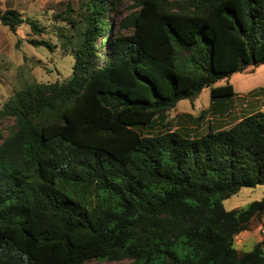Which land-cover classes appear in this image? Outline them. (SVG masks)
Masks as SVG:
<instances>
[{
    "label": "trees",
    "instance_id": "1",
    "mask_svg": "<svg viewBox=\"0 0 264 264\" xmlns=\"http://www.w3.org/2000/svg\"><path fill=\"white\" fill-rule=\"evenodd\" d=\"M123 1L86 0L65 40L70 78L29 84L0 109L14 120L6 137L0 127V264H264V241L235 246L264 197L223 204L264 185V111L196 137L140 130L205 88L202 118L227 109L234 86L215 84L264 63V0H131L121 25L133 33L108 44ZM0 21L44 32L15 9L0 7Z\"/></svg>",
    "mask_w": 264,
    "mask_h": 264
},
{
    "label": "rangeland",
    "instance_id": "2",
    "mask_svg": "<svg viewBox=\"0 0 264 264\" xmlns=\"http://www.w3.org/2000/svg\"><path fill=\"white\" fill-rule=\"evenodd\" d=\"M0 3L2 11L15 9L24 18L37 20L44 29L41 35H37L32 32L29 24L23 23L16 31H12L0 21L1 109L17 91L29 84H50L70 78L75 59L70 44L65 43V40L72 33L79 32L80 28L83 29L86 0H0ZM132 5L131 0H124L113 8L111 37L105 39L108 44L113 36L133 33L131 28L125 29L121 25L123 19L133 11ZM70 21H78L77 26L74 27ZM32 39L50 41L54 47L52 50L45 46L36 47L29 43ZM100 41L97 44L98 53L105 58L106 50L105 47L99 48ZM227 83L234 86L236 96L228 102L227 109H222L217 115L208 113L203 118L200 116L210 105V89L205 88L193 100H181L168 112L164 124L158 122L151 128L144 127L140 130L150 135L169 130L180 131L196 137L205 134L209 129H228L250 114L264 111V63L235 72L215 85ZM13 123V119L0 122L5 137L12 130ZM263 197L264 185L243 187L237 194L224 200L223 204L227 210H239ZM261 241H264V216L261 220H254L247 230L236 237L235 246L238 252L244 253ZM129 261L93 259L83 264H125Z\"/></svg>",
    "mask_w": 264,
    "mask_h": 264
}]
</instances>
